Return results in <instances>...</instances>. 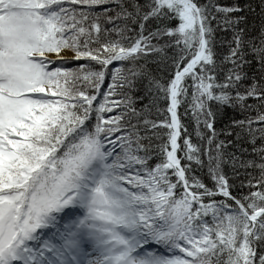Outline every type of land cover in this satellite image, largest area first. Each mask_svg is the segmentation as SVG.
Here are the masks:
<instances>
[{
  "label": "snow or ice",
  "instance_id": "obj_1",
  "mask_svg": "<svg viewBox=\"0 0 264 264\" xmlns=\"http://www.w3.org/2000/svg\"><path fill=\"white\" fill-rule=\"evenodd\" d=\"M0 264H264V0H0Z\"/></svg>",
  "mask_w": 264,
  "mask_h": 264
},
{
  "label": "trees",
  "instance_id": "obj_2",
  "mask_svg": "<svg viewBox=\"0 0 264 264\" xmlns=\"http://www.w3.org/2000/svg\"><path fill=\"white\" fill-rule=\"evenodd\" d=\"M221 2L222 3H229V2H231V0H221ZM219 35H221V34H218V36ZM225 47H226V45H225ZM69 67H75L76 65H75V63H73V64H70V65H68ZM253 101H249V103H252ZM149 103V101H148V99H144L143 101H139L138 103H137V107L139 108V107H143V105L144 104H148ZM160 106L161 107H166V104L163 102V101H161L160 102ZM180 114H181V119H182V121L184 122V123H186V124H188V126H189V131L190 132H192L193 133V135H192V138H193V141L195 142V140H196V138H195V134H194V131H193V125H192V123H191V121H190V118H185L184 116H183V108H181L180 110ZM227 111V113H228V116H233V115H235V117L237 118V119H240V118H242L240 115H239V113H233L232 112V110L231 109H228V110H226ZM252 115L254 116L255 115V113L253 112L252 113ZM150 119H153V120H159L160 119V117L158 116V114L155 112V110H153V113H152V115L150 116ZM217 127H221V125H217ZM149 134H151V132H149Z\"/></svg>",
  "mask_w": 264,
  "mask_h": 264
}]
</instances>
